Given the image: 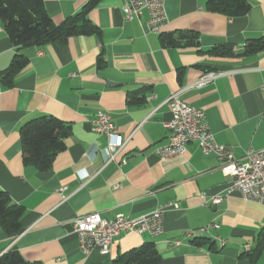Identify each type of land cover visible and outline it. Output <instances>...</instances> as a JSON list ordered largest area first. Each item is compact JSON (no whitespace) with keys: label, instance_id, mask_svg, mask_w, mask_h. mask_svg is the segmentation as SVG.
Masks as SVG:
<instances>
[{"label":"crops","instance_id":"obj_1","mask_svg":"<svg viewBox=\"0 0 264 264\" xmlns=\"http://www.w3.org/2000/svg\"><path fill=\"white\" fill-rule=\"evenodd\" d=\"M89 1L44 3L61 24ZM207 1L163 0L161 33L196 32L198 45L187 47L165 46L161 33L148 31L146 9L127 19L125 0H98L89 18L101 34L73 36L67 44L17 48L0 21V76L17 53L29 58L12 86L0 79V190L24 207L17 236L0 224V257L16 249L41 264H117L126 252L153 242L162 264H251L245 253L264 228V204L226 194L232 178L197 141L181 156L156 152L170 135L166 101L175 91L205 111L215 139L237 159L264 148V51L244 54L252 39L264 37V0H248L249 12L234 18L207 10ZM223 46L235 55L210 53ZM209 71L219 75L197 86ZM132 92L146 95L145 102L128 104ZM99 111L110 112L127 139L116 162L108 160L107 137L91 127ZM43 115L71 126L65 149L45 172L24 164L20 134L25 122ZM220 195L223 201L214 203ZM167 204L177 207L165 211L162 235L128 231L115 237L108 253L80 249L74 218L91 212L138 217ZM211 222L219 228L199 230ZM256 264H264V253Z\"/></svg>","mask_w":264,"mask_h":264},{"label":"trees","instance_id":"obj_2","mask_svg":"<svg viewBox=\"0 0 264 264\" xmlns=\"http://www.w3.org/2000/svg\"><path fill=\"white\" fill-rule=\"evenodd\" d=\"M98 0H90L80 11L61 24H56L45 8L44 0H0V21L5 26L13 44L17 48L25 46H47L67 44L73 36L100 35V28L89 18V12ZM206 8L223 13L229 18L245 15L251 9L248 0H208ZM165 46H197L198 35L192 30L181 31L178 36L161 33ZM264 51V37L252 39L244 54ZM217 56L235 55L233 47H217L210 51ZM29 63V58L17 53L1 76L6 86H12L15 76ZM99 67L104 61L99 58ZM146 95L132 92L127 96L130 105L143 104ZM23 146V161L41 172L52 168L56 156L65 149V139L71 134V126L55 116H39L25 122L20 128ZM24 207L12 201L10 195L0 190V224L6 233L15 237L21 233V219ZM264 253V228L260 231L257 244L246 251L251 264H256ZM1 264H41L27 261L16 249H10L0 257ZM117 264H162V255L153 242L123 254Z\"/></svg>","mask_w":264,"mask_h":264},{"label":"built area","instance_id":"obj_3","mask_svg":"<svg viewBox=\"0 0 264 264\" xmlns=\"http://www.w3.org/2000/svg\"><path fill=\"white\" fill-rule=\"evenodd\" d=\"M122 9L127 19L140 17L146 9L149 13L146 29L150 32L161 33L167 21L163 0H125ZM218 75L215 71H209L203 74L196 84L200 87L206 85ZM166 102L171 113V118L166 123L170 135L166 143L156 148V152L161 157L181 156L186 153L188 143L197 141L204 154L217 156L224 173L232 178L226 194L238 192L246 200L264 204V148L249 150L244 160L237 159L217 142L203 109L186 103L180 97V91L172 92ZM90 122L94 131L107 137L108 160L116 162L117 155L126 145L127 139H123L117 132L110 112L99 111ZM123 162H126V159H123ZM60 190L63 191L64 187ZM65 198L63 196V199ZM223 199L224 195H220L213 197L212 201L218 204ZM170 207L177 205H161L138 217L118 214L114 218H103L99 212H91L74 218L72 225L84 254L88 255L94 249L108 253L115 237L123 232L147 233L152 237L162 235L164 213ZM213 228H219L218 223L211 222L199 230L210 231ZM175 244L180 245L181 241H175ZM246 249L249 250V246H246Z\"/></svg>","mask_w":264,"mask_h":264},{"label":"bare ground","instance_id":"obj_4","mask_svg":"<svg viewBox=\"0 0 264 264\" xmlns=\"http://www.w3.org/2000/svg\"><path fill=\"white\" fill-rule=\"evenodd\" d=\"M204 232H208L207 230H203ZM223 242V241H222Z\"/></svg>","mask_w":264,"mask_h":264}]
</instances>
